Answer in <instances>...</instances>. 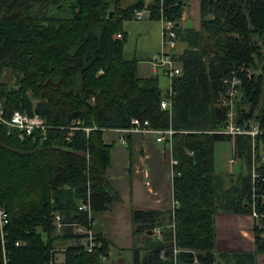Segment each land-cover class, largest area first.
Here are the masks:
<instances>
[{"label":"trees","instance_id":"trees-1","mask_svg":"<svg viewBox=\"0 0 264 264\" xmlns=\"http://www.w3.org/2000/svg\"><path fill=\"white\" fill-rule=\"evenodd\" d=\"M143 3L0 0V74L8 68L14 78L13 86L0 80V102L6 115L37 114L49 126L41 141L20 140L0 127L8 264H103L100 256L110 246L103 234L96 233L101 247L86 252L68 228L62 236L54 234L52 212L72 222L86 219L78 210L86 199L94 217L106 209L113 199L106 176L112 145L103 135L129 127L132 118L173 129L179 173L173 179L179 207L174 216L169 212V227L142 259L134 251L133 264H193L194 258L196 264H256L264 254L257 228L249 251L216 250V214L250 213L251 148L247 137L234 139L241 172H216L214 145L232 138L213 132L225 118L219 102L223 80L233 74L241 80L238 120L252 117L264 130V0H195L194 23L187 26L185 0H150L149 18L158 20L162 11L174 22L179 42L170 112L160 107L165 93L158 77L140 75L139 61L123 54V22ZM260 148L264 136L257 139V152ZM158 218L156 211L134 210L133 232L153 231ZM69 240L75 242L66 247L64 262H55L51 248Z\"/></svg>","mask_w":264,"mask_h":264},{"label":"built area","instance_id":"built-area-1","mask_svg":"<svg viewBox=\"0 0 264 264\" xmlns=\"http://www.w3.org/2000/svg\"><path fill=\"white\" fill-rule=\"evenodd\" d=\"M150 0H144L143 7L136 8L132 12V18L134 20H141L145 13H150L148 5ZM158 21L161 24V38H162V51L153 54L148 59V67L152 76H158L157 72L161 71L162 74L168 78L169 87L164 92L166 97L160 101V107L163 110L171 111L172 95L171 80L173 77L180 73V68L174 60V55L178 51V38L175 31V24L173 21L165 19L162 11H160V17ZM116 38H121V33L115 35ZM101 72V71H100ZM225 85V91L220 95L219 102L224 108L225 118L223 125L213 132L223 134L231 137L233 140L237 137H247L250 143V178H251V191H250V213L246 215V218L250 221V232L253 235L254 228L261 230L260 235H264V148H260L257 152L256 145L257 139L260 136H264V130L261 128L259 121L252 117H243L239 121V115L237 108L241 97V80L238 76L232 75L226 77L223 80ZM0 127H5L8 134L17 135L18 139L24 140L31 138L35 140H43L46 137V132L49 126L45 120L37 114H28L25 111L15 110L11 114L6 115V110L3 101L0 102ZM109 131H117L123 134L140 133V134H153L155 135V142L158 143L161 148L160 151L165 157L166 164L170 169L171 178V207L170 214L174 216L175 210L179 207L178 201L173 196V179L179 173L175 172L174 167L177 164V160L173 158L171 149V136L174 133L173 129H156L153 128L148 120L140 121L138 118H132L130 126L122 129H109ZM121 143L127 145L126 138L122 137ZM191 154V153H190ZM236 161H240V157L234 147L233 156L228 159V163L235 164ZM78 210L82 211L86 215V219L83 221L75 220L72 222H65L63 216L58 211L52 212V224L54 227V234L57 236L64 235V230L68 228L73 235L78 236L76 243L82 247L86 252H91L101 247V241L98 239L95 232L96 219L93 216L89 199L79 203ZM8 213L5 206L0 201V240L3 253V264H8V258L6 253V226L8 225ZM154 234L157 240H162V232L159 229H154ZM45 239V236H44ZM70 241V240H69ZM67 241V242H69ZM52 248L51 253L53 260L56 261V256L61 254L65 257L66 247L70 243L63 247L58 246L57 241ZM20 241L15 242V246H20ZM178 249H173V255L176 256ZM106 255H101L100 259L103 262L106 259ZM64 262V259L63 261ZM198 262L197 258L193 259V264ZM60 263V262H58Z\"/></svg>","mask_w":264,"mask_h":264},{"label":"crops","instance_id":"crops-1","mask_svg":"<svg viewBox=\"0 0 264 264\" xmlns=\"http://www.w3.org/2000/svg\"><path fill=\"white\" fill-rule=\"evenodd\" d=\"M134 1L122 0L125 4ZM185 3L186 11L184 12L183 25L187 26L194 23L195 3L194 8L190 0H185ZM138 71L140 75H152L148 67V59L145 64L139 66ZM160 89L163 92L167 90V88L162 89L161 87ZM122 137L126 138L127 145L121 143L120 139ZM103 138L108 144L112 145L110 164L106 169V176L113 199L107 204L105 210L96 214L95 219L98 222L95 232L102 233L110 243L105 259L106 262H109L108 264H115L109 259L111 247L127 251L134 247V241L137 237H140L143 243L140 247H137L142 253L138 251V256L142 259L150 251L151 245L160 240L156 239L154 232L151 234L148 232L135 234L133 232L135 224L132 213L134 210L156 211L159 213L157 219L159 224L154 229L162 231V228L169 227L168 214L172 200L170 169L160 151L161 146L155 142V135L153 134H123L107 130L104 132ZM239 217L247 221H239L235 229L245 238L244 240L248 245L251 244L249 238L246 237L251 234V224L245 215L217 213L215 216L216 250L221 249L220 251L229 252V249L220 248V246H226L224 240L226 237H223L225 236L223 232L229 230L223 227L226 226L223 223L226 220L227 222H236ZM250 249L249 246L246 250L249 251ZM55 259L57 262H61L58 261L57 257ZM257 261L256 264H261L264 261V256L262 254L258 255Z\"/></svg>","mask_w":264,"mask_h":264},{"label":"rangeland","instance_id":"rangeland-1","mask_svg":"<svg viewBox=\"0 0 264 264\" xmlns=\"http://www.w3.org/2000/svg\"><path fill=\"white\" fill-rule=\"evenodd\" d=\"M190 3L194 8L195 0H190ZM122 5L125 6L127 4L122 2ZM190 12H191V7H190ZM122 26H123V30L126 31L127 33V38L123 48V54L125 59L131 60L135 58L139 61V66H142V64L146 63V60L149 59V57H151L153 54L162 51L161 24L158 20H151L149 18L148 13H145L144 17L141 20H134L132 18L124 21ZM179 45L182 46V44ZM157 75L159 78L160 87L162 89L165 88L168 89L169 87L168 78H166L161 71H158ZM0 80L5 81L9 86L14 85L13 75L11 73V70L8 68L3 69L2 73L0 74ZM234 147H235V142L233 139L230 141L225 140L215 143L214 169L216 172H221V173L230 172L234 174L241 172L242 165L240 161H236V163L233 165L228 163V159L233 156ZM239 221L246 222L247 220L242 217H239L238 221L236 222L233 221L227 222L226 220L223 223L224 225H226L223 227H226L225 229L228 228L229 230H225V232H223V234H225V236L223 237H226L224 238L226 246H220V248L229 249V252L231 251L242 252V251H247L249 246L251 247V244L248 245L247 242H245L246 240H244L245 238L240 233H238L237 229H235L236 225L238 226ZM97 222L98 221L96 220V225ZM246 237L249 238L250 243L251 241H253L252 234H250V236L247 235ZM72 242L75 241L70 240L69 242L66 241L59 242L58 246L65 247ZM142 244L143 243L141 238L137 237L135 238L134 241V247H132L127 251H123L122 249H118L116 247H111L109 259L113 261V263L115 264H133V256H134L133 254L135 253L134 251H137L136 253H138V251L141 253L140 249H137V247H140ZM220 250L221 249H218L217 252H219ZM262 256H264V254H262ZM56 257L58 261L63 260V256L61 254L57 255ZM108 263L109 262H106L105 260L103 261V264H108ZM261 264H264V261Z\"/></svg>","mask_w":264,"mask_h":264},{"label":"water","instance_id":"water-1","mask_svg":"<svg viewBox=\"0 0 264 264\" xmlns=\"http://www.w3.org/2000/svg\"><path fill=\"white\" fill-rule=\"evenodd\" d=\"M163 97H166V94L163 95ZM154 231H148L149 234L153 233Z\"/></svg>","mask_w":264,"mask_h":264}]
</instances>
